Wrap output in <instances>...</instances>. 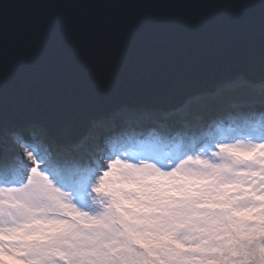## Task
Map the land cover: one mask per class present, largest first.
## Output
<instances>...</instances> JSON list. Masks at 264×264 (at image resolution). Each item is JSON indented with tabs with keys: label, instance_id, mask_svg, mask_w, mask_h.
Wrapping results in <instances>:
<instances>
[{
	"label": "snow or ice",
	"instance_id": "6c2138e0",
	"mask_svg": "<svg viewBox=\"0 0 264 264\" xmlns=\"http://www.w3.org/2000/svg\"><path fill=\"white\" fill-rule=\"evenodd\" d=\"M0 264H264V0H0Z\"/></svg>",
	"mask_w": 264,
	"mask_h": 264
},
{
	"label": "rangeland",
	"instance_id": "374dc122",
	"mask_svg": "<svg viewBox=\"0 0 264 264\" xmlns=\"http://www.w3.org/2000/svg\"><path fill=\"white\" fill-rule=\"evenodd\" d=\"M152 141H153V138L146 135L143 140H138L137 143H149ZM132 150L135 151V149H132Z\"/></svg>",
	"mask_w": 264,
	"mask_h": 264
}]
</instances>
